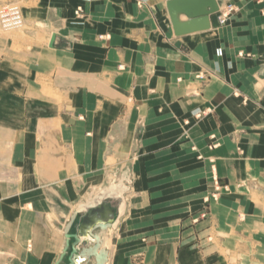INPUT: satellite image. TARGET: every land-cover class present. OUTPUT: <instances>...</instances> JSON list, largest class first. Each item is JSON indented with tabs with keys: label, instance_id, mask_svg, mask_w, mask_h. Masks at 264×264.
<instances>
[{
	"label": "crops",
	"instance_id": "crops-1",
	"mask_svg": "<svg viewBox=\"0 0 264 264\" xmlns=\"http://www.w3.org/2000/svg\"><path fill=\"white\" fill-rule=\"evenodd\" d=\"M8 1L27 28L0 31V264H69L63 216L75 238L102 202L113 264H264V0L180 36L168 0Z\"/></svg>",
	"mask_w": 264,
	"mask_h": 264
},
{
	"label": "water",
	"instance_id": "water-1",
	"mask_svg": "<svg viewBox=\"0 0 264 264\" xmlns=\"http://www.w3.org/2000/svg\"><path fill=\"white\" fill-rule=\"evenodd\" d=\"M167 8L173 23L175 33L183 35L193 31L211 28V18L220 10L218 0H168ZM186 14L188 21H181L180 15ZM115 209L102 202L91 208L83 216L80 224L82 241L90 236L89 231L98 223L114 222Z\"/></svg>",
	"mask_w": 264,
	"mask_h": 264
},
{
	"label": "rangeland",
	"instance_id": "rangeland-1",
	"mask_svg": "<svg viewBox=\"0 0 264 264\" xmlns=\"http://www.w3.org/2000/svg\"><path fill=\"white\" fill-rule=\"evenodd\" d=\"M9 3L18 4L22 8V13H23V9L26 8V4H24L22 1L3 2L0 4V8L2 5L9 4ZM23 17H24V14H23ZM24 20H25V17H24ZM26 28H27V25H26L25 21H24L23 26L18 27V28H13V29H7V28L3 27L2 24L0 25V31L5 33V34L17 32V31H23ZM214 176H216V174H213V181H212L213 190H214ZM221 184L226 185L223 183H221ZM228 189H223L221 193L227 191ZM213 190L205 197L204 212L201 214L202 217L207 216V214L210 212L211 201L219 199V198L215 199L212 196ZM83 209L84 208L79 210L80 216H79V218H77L78 220L83 215V211H82ZM85 209H87V208H85ZM73 217H74V215H73V209H72L71 211L69 210V212L65 213V215L62 218V222H61L62 240H63V244H66V247H73V244H72L73 243V235H74V232L77 228L76 223L73 221ZM73 228L75 229L74 232H73ZM108 237H109L110 243H109V245L105 251L111 253L110 255H107L105 253V254H103V256H101L102 254L98 253L96 246H95V249H89L88 248L89 245H87V243H85L83 252L86 256H88V261L86 262V264H113V262L115 261V256H116L115 254L118 251V244H119V242H123L124 238L123 237L119 238V232L114 231V230L110 231V234L108 235ZM98 254H100L99 257H98ZM94 260H95V262H94ZM136 261L138 263L139 260H136Z\"/></svg>",
	"mask_w": 264,
	"mask_h": 264
},
{
	"label": "built area",
	"instance_id": "built-area-1",
	"mask_svg": "<svg viewBox=\"0 0 264 264\" xmlns=\"http://www.w3.org/2000/svg\"><path fill=\"white\" fill-rule=\"evenodd\" d=\"M237 11V6L234 4H227L220 8L217 13V19L221 25L227 24L232 18L233 14ZM78 16L81 14V8L76 10ZM264 13V8H263ZM24 17L22 8L16 3L4 4L0 8V23L7 29H13L23 26ZM264 59V54L262 55ZM207 110H196L194 115L197 118H201L205 115ZM213 174H216L215 172ZM223 189H228V185H222L219 177L214 176V190L212 196L218 199Z\"/></svg>",
	"mask_w": 264,
	"mask_h": 264
},
{
	"label": "flooded vegetation",
	"instance_id": "flooded-vegetation-1",
	"mask_svg": "<svg viewBox=\"0 0 264 264\" xmlns=\"http://www.w3.org/2000/svg\"><path fill=\"white\" fill-rule=\"evenodd\" d=\"M114 224V223H109ZM97 238L93 236H89L87 240L82 241L81 234L73 237V247H67V251L65 253V257L69 259V264H86L88 261V256H86L83 252L85 243H87L89 249H95L97 244Z\"/></svg>",
	"mask_w": 264,
	"mask_h": 264
},
{
	"label": "bare ground",
	"instance_id": "bare-ground-1",
	"mask_svg": "<svg viewBox=\"0 0 264 264\" xmlns=\"http://www.w3.org/2000/svg\"><path fill=\"white\" fill-rule=\"evenodd\" d=\"M219 12V11H218ZM217 12V13H218ZM215 15V14H214ZM0 25H1V23H0ZM110 206V205H109ZM110 208H112L111 206H110ZM115 217H116V215H115ZM115 221V220H114ZM101 223H106V222H101ZM110 223H112V222H110ZM99 224V223H98ZM97 225V224H96ZM90 232V231H89ZM90 234V233H89ZM106 241H108V240H106Z\"/></svg>",
	"mask_w": 264,
	"mask_h": 264
}]
</instances>
